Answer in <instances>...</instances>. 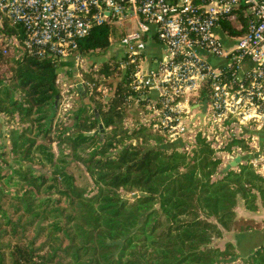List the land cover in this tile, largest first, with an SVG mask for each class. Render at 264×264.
I'll return each instance as SVG.
<instances>
[{
  "label": "trees",
  "instance_id": "1",
  "mask_svg": "<svg viewBox=\"0 0 264 264\" xmlns=\"http://www.w3.org/2000/svg\"><path fill=\"white\" fill-rule=\"evenodd\" d=\"M109 45L108 25L80 41L82 52ZM130 71L105 62L108 101L79 94L66 123L58 78L75 74L72 62L0 52V113L24 124L0 143V264H221L236 255L232 243L214 244L223 230L260 228L236 212L264 208V175L253 166L220 174L201 137L189 155L165 148L162 134L124 127L139 96ZM74 169H85L95 193ZM242 264H264V245Z\"/></svg>",
  "mask_w": 264,
  "mask_h": 264
},
{
  "label": "built area",
  "instance_id": "2",
  "mask_svg": "<svg viewBox=\"0 0 264 264\" xmlns=\"http://www.w3.org/2000/svg\"><path fill=\"white\" fill-rule=\"evenodd\" d=\"M103 25L109 49L82 52L80 41ZM151 41L162 46L159 57H149ZM0 52L71 61L76 77L90 73L93 81L63 86L64 116L80 94L77 83L109 98L105 62L118 72L131 68L139 96L129 114L142 117L132 130L157 131L181 152L201 137L229 160L245 155L242 164L264 175V0H0Z\"/></svg>",
  "mask_w": 264,
  "mask_h": 264
},
{
  "label": "rangeland",
  "instance_id": "3",
  "mask_svg": "<svg viewBox=\"0 0 264 264\" xmlns=\"http://www.w3.org/2000/svg\"><path fill=\"white\" fill-rule=\"evenodd\" d=\"M135 27V26H134ZM133 27V28H134ZM123 32H124V30H122ZM112 43H114V45H116V43H117V35H115V36H113V39H112V41H111ZM74 68V67H73ZM79 74H80V76L78 75V77L81 79V77H84L85 76V74H84V72L82 71V70H80L79 71ZM72 77V80L70 79L71 77ZM59 83H58V86H59V88H60V91H61V94H62V91H63V86H65V85H67V84H69V83H72V81L74 80V77H75V79H76V75H74V73H73V75L70 73L69 75L68 74H64V73H61L60 75H59ZM74 81H77V79L76 80H74ZM73 81V82H74ZM110 82V80H109V78H107V80H105L104 81V83L105 84H107V83H109ZM6 83H8V82H6ZM9 87L11 88L12 86L11 85H9ZM89 94V93H88ZM97 94L98 93H94V95H96L95 97H96V99H100L101 97L99 96H97ZM17 95L18 96H20V94L19 93H17ZM90 95V94H89ZM62 96H61V99H60V103H59V111H58V116H57V119L59 120H61V117H63V118H65V121H66V123H71L73 120H72V117L69 115V116H64L63 114H61L62 113ZM109 99V98H108ZM108 99L106 100V101H108ZM73 107H74V105H73ZM132 109V108H131ZM138 111V110H137ZM137 111H133V112H131L129 115L130 116H132L131 117V124L129 125V127H127L128 129H129V131H131V132H133L134 130H132L131 129V125H132V128L133 127H135V125L137 124V127L139 126V123H142V121H141V114H139ZM138 113V114H137ZM191 115H196V112L195 113H193V114H190V117H191ZM143 116H144V114H143ZM204 116V115H203ZM203 116H201V117H203ZM197 118V117H196ZM189 119H191V118H189ZM197 120V119H196ZM199 121H201V119L199 118L198 119ZM24 127V124H21V123H18L17 121H14V122H9V119L7 118V116L6 115H4L3 113H0V143H2V142H8V139H9V135H10V132H11V130L12 129H19V130H21L22 128ZM125 127V126H124ZM153 131V130H152ZM154 133H157V134H161V133H159V132H157V131H153ZM199 137H197L196 138V142H197V147H198V143H199V139H198ZM142 141L143 140H140V141H137V140H134V141H130V142H133V143H137V142H139V144L140 143H142ZM171 142V141H170ZM145 144V143H144ZM149 144L150 145H154V144H156V145H158L156 142H155V139H153V138H151L150 139V142H149ZM236 144H238V143H236ZM53 145H54V150H55V152L57 153L58 152V150H59V147L57 146V143L56 142H54L53 143ZM164 146H165V148H169V149H172L173 148V145L172 144H170L169 143V140L167 141V140H165L164 141ZM183 146V145H182ZM182 146H181V148H182ZM180 147V146H179ZM195 148V146H193V145H184L183 146V150L182 151H187L188 153H189V155H193L194 154V151H195V149H198V148ZM175 148V147H174ZM213 149V148H212ZM214 150V149H213ZM228 150H230L229 148H228ZM237 154H235V155H232V156H236ZM10 157H12V155L10 154ZM212 157L214 158V159H217V160H219L220 162H219V171H221V169H223L229 162H231L232 160L230 159H227V156L226 155H223V153L222 152H220V151H215L214 150V152H213V154H212ZM222 157H223V159H222ZM233 159V158H232ZM224 160V161H223ZM239 168V166H236V167H234V168H232V169H238ZM74 171H75V173H76V175H77V177H78V181H79V183H81V185L84 187V188H86L87 189V193H89V194H93V193H95L96 191H97V189H96V186H95V184H94V182L90 179V177H89V175L86 173V171H85V169H74ZM132 194H130V195H128V196H131ZM132 197V196H131ZM261 211L260 212H262L263 211V213H264V208L263 209H260ZM236 212H237V214H238V216H244V217H252V211H249V210H244L243 209V206L242 205H237V207H236ZM238 234H239V232H237V231H226V230H223V235L220 237V238H218V239H216L215 241H214V244L217 246V247H219V248H221V249H225V247H226V244L228 243V242H230V243H232L234 246H235V251H236V255L234 256V257H229L228 258V260H226V261H224V262H222L221 264H242L243 263V261L245 260V258L247 257H244L243 255L242 256H240V252L238 251Z\"/></svg>",
  "mask_w": 264,
  "mask_h": 264
},
{
  "label": "crops",
  "instance_id": "4",
  "mask_svg": "<svg viewBox=\"0 0 264 264\" xmlns=\"http://www.w3.org/2000/svg\"><path fill=\"white\" fill-rule=\"evenodd\" d=\"M162 52H163V48L158 42L151 41L148 44V54L150 58L159 57L162 54ZM63 73L65 74V72ZM74 75H76V72ZM76 78L78 79V77ZM127 116H129V113ZM238 145H240L243 148L246 147L245 143L239 140H238ZM245 159L246 157L245 155H243V157H241V161L238 166H240V164H242V161ZM243 209L248 210L244 206ZM260 209H263V207H261ZM260 209L256 212H252V217H248L258 222L260 224V228L238 234V251L240 252V256L243 255L244 257H246L250 255L259 246L264 245V213L263 211L260 212L261 211Z\"/></svg>",
  "mask_w": 264,
  "mask_h": 264
},
{
  "label": "water",
  "instance_id": "5",
  "mask_svg": "<svg viewBox=\"0 0 264 264\" xmlns=\"http://www.w3.org/2000/svg\"><path fill=\"white\" fill-rule=\"evenodd\" d=\"M77 86H78V89L80 91L81 97L84 98L86 96V89H87L86 84L77 83ZM205 110H206V107L204 105L203 108H202V113L200 114V116L204 115ZM100 128L103 131V125L102 124H100ZM240 161H241V156L239 154L234 156L232 161L229 162L223 169H221L220 174H226L229 170H231L232 168L238 166ZM131 196L135 197L136 194H132Z\"/></svg>",
  "mask_w": 264,
  "mask_h": 264
}]
</instances>
